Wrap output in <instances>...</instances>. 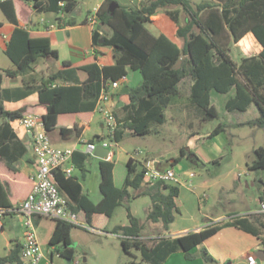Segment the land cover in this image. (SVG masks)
<instances>
[{
  "label": "trees",
  "instance_id": "obj_1",
  "mask_svg": "<svg viewBox=\"0 0 264 264\" xmlns=\"http://www.w3.org/2000/svg\"><path fill=\"white\" fill-rule=\"evenodd\" d=\"M112 3L118 7L110 11ZM16 4L23 7L30 5L36 14L67 17L76 9L77 1L6 0L0 3L1 12L15 26L4 50L14 69L2 70L0 73V118L3 120L0 124V160L4 161L5 168L10 172H17L15 164L27 153L26 145L18 140L11 123L19 122L27 116L25 112L28 106L11 109L2 101L3 75L14 79L32 70L41 58L58 59L49 36L32 35L18 27ZM170 7L180 8L165 12L176 25V37L182 41L181 46L164 34L154 36L147 28L159 10ZM181 13L186 16L183 25L179 21ZM96 16L93 44L98 45L101 40L102 46L110 48L114 64L100 66L93 62L74 69L77 80L72 85L55 84L57 79H64L63 73H59L50 76L38 88L36 106L44 110L42 122L48 134L55 131L64 133L68 127L77 130L75 119L86 121L94 111L96 100L105 85L126 77L128 70L138 72L142 80L137 86L128 89V104L121 108V114L114 113L118 122L116 143L121 141L125 131L142 138L156 133L152 125L165 122V112L181 95L180 86L186 80L192 83L189 102L202 123L218 118L216 109L210 104L211 93L224 95L234 89V97L225 103L226 111L245 112L251 105L258 111L255 119L238 124L237 127L264 131V0H216L213 4H194L193 0H144L138 7L104 0L98 7ZM60 20L61 18L57 21ZM66 25L72 26L74 23L67 21ZM103 27L111 31L109 36L100 33ZM247 34L254 37L261 49L255 55L242 57L237 63L231 56L232 46ZM63 66L67 68L70 64L64 63ZM116 94L119 95L120 92ZM224 130L225 126L219 124L209 138ZM98 140L100 138L95 137L91 142ZM252 154L254 158L250 164L246 163L247 170L251 172L264 169V147L254 149ZM186 156L195 157L181 149L179 159ZM85 158L86 156H82V160ZM179 159H175L174 164ZM126 168L124 183L121 188H116L113 183L114 163L100 162L99 187L103 199L97 205L82 195L80 185L72 176L65 177L57 171L54 179L62 194L68 198L69 208L76 213L81 212L84 222L92 229H96L100 215L111 218L115 210L130 198L131 190L137 192L136 196L149 198L147 221L161 223L162 232L166 233L179 212L180 188L172 183L146 180L143 164L131 158L128 159ZM10 196V189L0 179V209L6 212L13 208ZM263 198L264 194L259 197L260 200ZM125 208L128 224L116 226L110 233L120 236L123 252L133 259L131 264H140L135 262L137 257L132 251H137L140 262L146 264H164L176 252H182L186 260L193 261L195 257L191 254L192 250L223 227H233L250 234L260 239L261 245H264V238L260 237L261 230H264L262 214L232 217L225 222L177 237L161 236L153 240V245H149L141 238L144 225L132 215L128 205ZM55 222L49 245H60L57 250L59 255L66 260H73L70 233L76 227L61 221ZM20 253L18 245L9 256L0 257V264H23ZM203 259L205 262H214L206 250H203Z\"/></svg>",
  "mask_w": 264,
  "mask_h": 264
},
{
  "label": "crops",
  "instance_id": "obj_2",
  "mask_svg": "<svg viewBox=\"0 0 264 264\" xmlns=\"http://www.w3.org/2000/svg\"><path fill=\"white\" fill-rule=\"evenodd\" d=\"M4 1L6 0H0V3ZM143 1L144 0H124L122 5L128 6L129 4L131 5L139 4L138 6H140V4ZM103 2L98 4L95 9H97ZM215 2L216 0H211V3L209 4H213ZM193 3L199 4V3H204V2H201V0H193ZM15 10H16V15L18 19V27L26 30L32 35L49 36L51 46L57 52L58 59L55 61L57 62L59 68L54 72L48 69V71L46 72L48 76H45L44 74H42V79L40 81L35 80L33 78V75L36 74V71H35L36 64H34L32 70L14 79H10L3 75L1 98H2V101L9 108L14 109L16 107L25 105V106H28L25 112V115H37L42 119V114L44 113V110L36 106L38 102V88L44 82H46L50 76L63 73L64 79H57L55 84L62 85V86H69V85H72L77 80V76L74 72L75 68H78V67H81L87 64H91L93 62H96L100 66H110L114 64V59H113L112 51L110 48L102 46L101 40L98 42V45L93 44L92 33L96 29L97 25L90 24V22L87 19H82L81 22H77L72 17L73 15L64 17L63 15H56V14H36L31 10L30 5H28V7H23L20 4H16ZM1 14L3 15L4 22L0 21V24H1L0 30L6 29V34L2 35V39H3L2 52L4 54L6 44L8 43L10 36L13 30L15 29V26L6 19V17L4 16L2 12ZM181 14H180V17H181ZM59 18H61V20L58 22L57 20ZM41 20H44V24H41ZM160 20H161V17L159 16V12H158L156 16L152 17V23L148 24L147 28L149 27V25L150 26L155 25V23H157ZM67 21H72L74 25L67 26L66 25ZM49 24L55 25L56 28L48 29ZM56 30L65 31L68 36L67 38L68 42L62 44L61 46V47H64L65 49V56L63 58L60 55V50L57 48H54V44H55L54 36H55ZM148 30L151 32L150 28H148ZM158 31L159 32H157V34L153 32L151 33L154 36H159L160 34H163L162 32H160V30ZM100 33H102V31H100ZM174 35L176 36V30H175ZM249 36H251V38L249 39V44L253 43L255 47L258 48V51L255 53L257 54L261 48L251 34H247L238 44H240L243 40H245ZM168 38L171 41H173L175 44H177L178 46H181L182 43L179 44L175 42L174 40H172L170 37ZM248 47L249 46L246 43L243 48L246 50V49H249ZM44 60L48 61L49 58H44ZM64 63H69L70 66L66 68L63 66ZM12 69H14V65L12 64L10 60L7 63L2 62L0 64V73H2V70H12ZM131 83L132 82L130 79V75H128V72H127L125 86L128 89L135 87L131 85ZM183 84L180 86L181 95L174 100V102L171 104L169 108L173 109L175 113L177 114V116H175L174 118L176 120L181 119L182 123L184 125H187L188 130H190V134L188 135V148H187L188 150L187 151L185 150V153L194 154L195 157H192V156L191 157L194 159L196 164L200 166V168L203 170H207L208 166H220L221 156H219V150L222 149L226 143V141L221 139V133L225 132L227 129L229 130L240 129V127H237L238 124L255 119L258 116L257 108L254 105H251L245 112H237V111L228 112L225 109V103L229 99L234 97L235 90L232 89L230 90V92L224 95L212 92L210 95V104L216 109L219 117H220L221 112L225 114L226 117L221 122V124L225 126V130L213 138H209V135L212 131L207 132L206 133L207 137L204 138L201 136L202 132L200 131V129L205 123H202L200 119L197 117L196 111L191 106L189 99H188L189 89L192 83L190 80H188L185 86H183ZM118 92H120L119 95L116 94ZM116 93H114L112 96L113 103H114L112 110H113V113L121 114L122 112L121 108L128 104V97H127V94H123L120 90H118ZM95 114H97L96 109H94V111L88 116L86 121L76 118L75 124L77 126V130H74L73 128L68 127L64 133L55 131V132H52L49 134L47 133V134L53 146L57 148H61V149L73 148L76 150V152L73 155V160H72L73 165H74V171L72 173V177L75 178L77 183L80 185L82 195L86 196L93 204L97 205L103 199V195L99 187L100 182H101V175H100V170H99L100 162L107 161V162L114 163L113 183L116 188H121L126 178V174H127L126 163L128 159L131 157L132 152L130 153L127 152L126 158L124 160H122L121 158L115 160L116 154L111 149L115 148L124 138L130 137L134 140L135 138H138V137H134L131 133L125 131L122 135L120 142L118 143L115 142V145L113 147L109 146L110 155L108 154V157L106 159H99L93 156L92 153H89L87 151L86 145L89 143H94L91 141L95 137L102 138L107 132L105 123L102 120L101 116L99 120L97 121L99 123V127L98 129H96ZM2 122H0V124H2ZM11 128L14 134L16 135V137L18 138V140L22 141L26 145L27 153L25 154L23 158H21L15 164L17 172L8 171L5 168L4 161L0 160V179L5 184V186H7L10 189V192H11L10 201L13 205V208L7 210L8 213L5 214L2 219V230L0 231V257L9 256L12 250H14L18 245L20 246V251H21L22 244H23V238H24V232L22 231V235L20 239L13 238L10 232V228L12 227L14 223L13 218L17 217L19 222H21V219L16 213L11 212V211L17 209L21 205V203L24 201L27 194L30 192L31 177L34 174L36 167H37L35 157L30 148L29 135L19 125V122H12ZM260 132H263L264 134V131L253 130L251 135L252 137L255 138ZM234 136L237 137L236 135ZM139 138L145 140L144 137L143 138L139 137ZM145 145H146V152H145L144 157H136L133 160L141 164H143V162L146 160H150V159L157 160L158 164L156 165V167L158 170L163 171L165 169H172L175 172L174 167L176 164H174L175 163L174 161L175 159H179V158H174L173 160H171L170 156L172 155V152L170 153L167 152L165 156L153 157L151 155L155 153L154 149L155 147H157L158 143L152 142V141H145ZM229 145H232V142H229ZM258 147H261V146H255V145L251 146L248 151L246 150L243 152L244 153L243 155L246 156L247 154L252 153V151ZM181 149H184V148L183 147L179 148V153L181 152ZM134 152H136L135 149H134ZM140 153H141V150H140ZM82 156H86V158L82 160ZM123 164L125 166H123ZM245 167L247 169L246 162H245ZM186 173L187 172H185L184 174ZM249 173L251 174V172ZM239 176L240 174L236 176L235 181H232L231 183L232 186L230 188L232 191L236 190L240 186ZM179 184H180V181L176 183L175 185L178 186ZM202 184L205 188L211 187L210 185H207L206 181H203ZM216 184L217 183H215L214 185ZM245 184L249 186V181H245ZM253 184H254V181H252V185ZM143 185L144 184H142V186ZM185 185H187V182L185 183ZM129 192H130V198L126 202H124V204L120 207H125L124 205H128L131 210L132 215L138 219L137 217L138 206L137 205L141 204L139 202H143L142 204L148 205L146 208L147 213L145 216L147 220V214L150 209L149 198L147 196H136L137 192H133L131 190ZM199 198L206 201L208 198V195L203 194ZM259 202H260V199H259ZM120 207H118L115 210L111 218H107L105 215H100L96 223V228H103L106 231H109L106 233L111 234L110 232L112 231L114 227L127 225V224H117L115 222V218L119 215ZM257 213L259 214V211L255 212V214ZM77 214H78L79 221L82 224L87 225L83 220L84 219L83 214L81 212ZM227 217L228 216L215 217L213 220H209L208 222H204L203 224L197 225L192 231H189L188 228H183V229H179L175 231L173 229L175 220L169 226V229L166 233L162 232L161 223L153 224L152 229H154L156 233H159V234L163 233V234H160V236L156 238H159L161 236L177 237V236L184 235L188 232L200 231L201 229L207 227V225L209 224L212 225L216 223L225 222L228 219ZM34 218L36 219V221L34 220ZM34 218H33V225H34L36 237H37V240H38V243L40 245V249L43 255V258L40 264H44L47 261H49L51 264H55V256H59L61 259L65 260V258L61 257L59 253L57 252L58 245L50 246L49 245L50 238H47V237L52 236L56 222L54 220L42 218V217H34ZM40 218L51 222V224L48 225L47 227L48 231H46L44 238H43L42 231L39 230L40 228L37 222L38 219ZM175 219H176V215H175ZM140 223L143 224L142 222ZM234 229L238 230L236 228ZM74 232H75V229H73L70 233L71 247H72V244L74 243V239H72ZM240 232L247 234L243 231H240ZM111 235H115V234H111ZM117 236L120 237L119 235ZM239 237L242 240L246 239V237H243V235H239ZM156 238L155 239L154 238L153 239H143L142 238V240L147 241L149 245H153V240H156ZM45 239H48V240H45ZM44 241H47V243H45ZM259 243H260L259 240H257L256 242H252V243L250 242L248 246L249 248L247 252L243 254V256H241L240 258L241 260L234 262L232 264L247 263L246 257L251 254L255 255V252L259 251V246H258ZM3 244L5 246H1ZM2 248L4 252H2ZM72 249L74 250V253H75V249L73 247ZM73 257H74V254L72 258ZM73 261L74 260H70V263L72 264ZM215 261H216V264H221L219 262L220 261L219 258H215ZM135 262H137V259L135 260ZM164 264H205V263H203L200 258H195L193 261H188L184 258V255L182 252H176L172 254L166 260ZM261 264H264V261L261 262Z\"/></svg>",
  "mask_w": 264,
  "mask_h": 264
},
{
  "label": "rangeland",
  "instance_id": "obj_3",
  "mask_svg": "<svg viewBox=\"0 0 264 264\" xmlns=\"http://www.w3.org/2000/svg\"><path fill=\"white\" fill-rule=\"evenodd\" d=\"M76 1L77 7L71 15H73L72 17L77 22H81L82 19H87L89 21L92 20V17L95 16L94 9L104 0ZM113 1H117L120 4H123L124 2V0ZM201 2L211 3V0H201ZM138 5L139 4H129L128 7H138ZM179 9L180 8L178 7H170L168 9L159 10L161 20L153 26L149 25L148 28H150L151 32L155 34L160 30L163 34L181 44L182 41L174 35L176 26L165 12L166 10ZM0 21L4 22L1 11ZM179 21L181 25L185 23L186 16L183 13L181 14V17H179ZM101 31L105 36H109L111 33L107 27L101 28ZM3 34H6V29L0 30V64L9 61L2 52ZM54 37L56 44H54V48L60 50V55L63 58L65 56V49L61 46L68 42L67 33L65 31L56 30ZM250 38L251 36L243 40L240 44L232 46L231 56L236 62H239L242 57L254 55L258 51V48L255 47L253 43H248ZM246 43L249 46V49L245 50L243 47ZM35 64L36 74L33 75V78L38 81L42 79V74L48 76L46 73L48 69L54 72L59 68L57 62L53 58H49L48 61L41 58ZM128 75H130L132 82L131 85L133 86H136L142 80L141 75L138 72L128 70ZM187 81L188 80H186L183 86L187 84ZM100 116L101 115L98 112L95 114L96 129L99 127L97 121ZM175 116H177V114L173 109L169 108L166 110L165 122L161 125H152V128L156 130V133L144 137L145 140L139 137L134 140L130 137L124 138L115 148L111 149L116 154L115 160L120 158L124 160L127 152H132V154H134V149L136 152H139L138 157H144L146 152L145 141L158 143L157 147L154 149L155 153L151 156L160 157L165 156L167 152H172V155L170 156L171 160L179 158V148L183 147L186 151L188 150V135L190 134V130H188L187 125L182 123L181 119L176 120L174 118ZM225 117V114L221 112L220 117L218 116V118L203 124L200 129L202 132L201 136L206 138V133L213 131L219 124H221ZM0 122H2L1 118ZM252 132L253 129L245 127L237 130L227 129L225 132L221 133V139L226 141V143L225 146L219 150V156H221L220 166H208L207 170H203L196 164L191 156L180 158L179 162L174 167L180 181V184L178 185L180 188V196L178 198L179 212L176 214L175 224L173 226L175 231L183 228H188L189 231H192L197 225L213 220L218 216H228L227 220H229L232 217L244 215H261L258 213L255 214V212L259 211V197L264 194V169L251 171V174L247 172L248 170L245 167V162L250 164L254 156L252 153L244 156L243 152L246 150L248 151L253 145L264 147V134L263 132H260L254 138L251 135ZM229 142H232V145H229ZM123 166L125 165L123 164ZM185 172L187 173L184 174ZM190 173L194 175L193 178H189L188 174ZM239 174L240 186L232 191L230 188L232 186L231 183L232 181H235V177ZM203 181H206L207 185H210L211 187L205 188L202 184ZM245 181H249V186L245 184ZM252 181H254L253 185ZM186 182L187 185H185ZM215 183L217 184L214 185ZM189 184H191V187L188 186ZM203 194L208 195L206 201L199 198ZM139 203L141 204L137 205V217L140 222L145 225L141 238L155 239L163 233H156L154 229H152L153 223L148 222L145 218L148 205L142 204L143 202ZM13 219L14 223L12 227L10 226L11 236L20 239L24 229L17 217H14ZM34 220L36 221L35 218ZM37 222L40 228L39 230L42 231L44 238L46 231H48L47 227L51 222L42 218L38 219ZM115 222L117 224H128L125 207L119 208V215L115 218ZM207 226H210V224ZM74 229L75 232L72 236V239H74L72 247L75 249L73 263L131 264L133 259L123 252L120 245V237L117 235L108 234L106 232L109 231H106L103 228L96 229L103 231L104 234L94 233L80 227ZM239 235H243L246 239L242 240ZM260 237L264 238V230H261ZM257 240L260 242V239L250 234H244L235 230L233 227H223L214 236L210 237L203 244L192 250L191 254H193L195 258H200L205 264H216L215 258H219L221 264H232L241 260L240 258L247 252L250 242H256ZM44 242L47 243V241ZM1 246L5 245L3 244ZM258 246L259 251L264 252V245L259 243ZM59 247L60 245H58V248ZM203 250L208 252L214 262L204 261ZM2 252H4L3 248ZM132 254L138 257L137 263L146 264L140 262L139 253L137 251H132ZM256 263L261 264V261L256 258ZM55 264H68V262L66 259L63 260L59 256H55Z\"/></svg>",
  "mask_w": 264,
  "mask_h": 264
},
{
  "label": "built area",
  "instance_id": "obj_4",
  "mask_svg": "<svg viewBox=\"0 0 264 264\" xmlns=\"http://www.w3.org/2000/svg\"><path fill=\"white\" fill-rule=\"evenodd\" d=\"M63 6V3H60ZM98 9V8H97ZM97 9H94L95 16L88 20L90 24L97 25ZM44 24V20H41ZM56 28L49 24L48 29ZM126 77L118 81L110 82L105 85L96 100V111L101 115L106 126V134L97 142L86 145L87 151L92 153L97 145L109 149V146L115 145V133L118 122L114 116L112 107L113 94L125 86ZM55 85L53 84V87ZM110 105V106H109ZM19 125L29 135L31 151L35 157L37 167L31 177L32 189L21 205L11 211L16 213L21 219V225L24 229V238L20 257L24 264H40L43 258L40 245L38 243L34 225V217H42L54 221H61L75 227L84 228L94 233H103L100 230L92 229L82 224L78 219V214L68 206V198L62 194L60 188L55 182V172H61L65 177H71L74 171L73 155L76 152L73 148L61 149L52 145L51 140L44 129L42 119L37 115H27L19 121ZM110 155V154H109ZM139 156V152H134L131 159ZM157 160H146L143 166L146 170V178L150 182L163 181L176 184L179 182L176 173L172 169L160 171L157 169ZM192 173L189 178H193ZM191 187V184L188 185ZM8 213L0 209V231L2 230L3 216ZM259 214L264 215V198L259 202ZM247 264H257L255 255L246 257ZM44 264H51L49 261ZM77 264V263H73Z\"/></svg>",
  "mask_w": 264,
  "mask_h": 264
},
{
  "label": "water",
  "instance_id": "obj_5",
  "mask_svg": "<svg viewBox=\"0 0 264 264\" xmlns=\"http://www.w3.org/2000/svg\"><path fill=\"white\" fill-rule=\"evenodd\" d=\"M118 5L112 3L109 7L110 11H113L115 8H117ZM123 94H127L128 88L126 86H123L122 88L119 89ZM109 154V149L103 148L100 145H97L95 150L92 152V155L99 158V159H106ZM255 257L260 260L261 262L264 261V252L263 251H256L255 252ZM70 264V260L67 261Z\"/></svg>",
  "mask_w": 264,
  "mask_h": 264
}]
</instances>
